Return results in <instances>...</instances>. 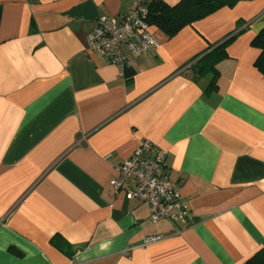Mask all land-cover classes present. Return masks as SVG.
Masks as SVG:
<instances>
[{
  "label": "crops",
  "instance_id": "1",
  "mask_svg": "<svg viewBox=\"0 0 264 264\" xmlns=\"http://www.w3.org/2000/svg\"><path fill=\"white\" fill-rule=\"evenodd\" d=\"M141 1L0 0V264H245L263 248L264 74L251 41L264 0L174 37L153 27L160 46L132 58L128 80L87 36ZM233 36L209 90L194 58ZM146 140L167 152L186 222L153 224L131 185H110Z\"/></svg>",
  "mask_w": 264,
  "mask_h": 264
},
{
  "label": "built area",
  "instance_id": "2",
  "mask_svg": "<svg viewBox=\"0 0 264 264\" xmlns=\"http://www.w3.org/2000/svg\"><path fill=\"white\" fill-rule=\"evenodd\" d=\"M146 10L141 2L131 6L122 20L99 16L87 36L86 49L105 56L122 74L131 68L132 58L149 55L160 46L145 19ZM167 152L150 141H143L133 154L115 167L117 177L110 181L115 191L131 185L126 193L149 207V221L162 219L186 222L190 210L180 191L164 173ZM162 239L161 235L148 236L144 245Z\"/></svg>",
  "mask_w": 264,
  "mask_h": 264
},
{
  "label": "trees",
  "instance_id": "3",
  "mask_svg": "<svg viewBox=\"0 0 264 264\" xmlns=\"http://www.w3.org/2000/svg\"><path fill=\"white\" fill-rule=\"evenodd\" d=\"M252 0H180L175 5H168L162 0H142L141 5L146 10V22L151 27L162 30L167 36L174 37L183 28L193 25L223 8H233L238 3ZM234 39L230 37L212 47L202 57H195V68L200 75H211L209 90L217 87L216 65L228 57L227 48ZM251 45L259 50V56L255 61L257 69L264 74V28L253 38ZM133 72L125 71V77L130 80ZM55 245L65 249V243ZM245 264H264V246Z\"/></svg>",
  "mask_w": 264,
  "mask_h": 264
}]
</instances>
